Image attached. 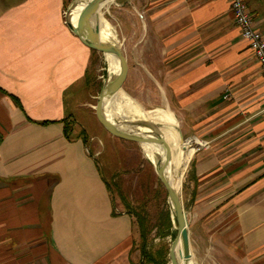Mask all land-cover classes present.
<instances>
[{"label":"crops","instance_id":"1","mask_svg":"<svg viewBox=\"0 0 264 264\" xmlns=\"http://www.w3.org/2000/svg\"><path fill=\"white\" fill-rule=\"evenodd\" d=\"M66 3L0 0V264H133L134 219L112 204L99 153L75 126L64 135L73 110L93 98V50L68 28ZM129 3L121 33L140 64L133 98L143 101L142 72L163 69L169 141L194 154L191 259L264 264V75L229 0ZM246 3L264 39V0ZM116 104L124 117L133 106Z\"/></svg>","mask_w":264,"mask_h":264},{"label":"rangeland","instance_id":"2","mask_svg":"<svg viewBox=\"0 0 264 264\" xmlns=\"http://www.w3.org/2000/svg\"><path fill=\"white\" fill-rule=\"evenodd\" d=\"M67 5L73 4L76 0H66ZM131 2V0H128ZM121 0H102L95 4L87 5L86 9L91 10L93 15L88 17L87 11L77 10L74 14L76 24H83L88 28L95 30L97 29L98 34L103 35L108 40H113L119 47L122 55L126 62V76L118 92H122L137 109L126 104L125 117L119 116L112 110V103L109 104L110 111L116 117V121L120 122V126L130 131L128 126L132 124H140L144 117H147L149 123L159 128L170 127V116H168V110L165 102V97L160 90V86H163V69L159 72H154V78L149 77L146 71L142 72L145 79H142L141 84V98L143 101L138 102L133 98V87L137 84L138 78H135L136 69L140 67V64L136 62V57L133 54V43L124 42L121 33V20L122 16L126 15V11H131L130 3L127 2L124 5V9L119 4ZM126 16H129L128 14ZM113 33V38L107 33ZM105 60L108 61L105 55L100 51L94 50L92 52V59L89 66L88 78H87V90L93 95L92 99H88L89 108L77 107L72 112V126H75L77 132H81L82 140L90 141L91 151L99 153L95 156L98 169L106 181L108 192L112 200L114 207L123 212L130 214L133 218L136 212H145L148 217L149 224L152 225L156 222L162 214L168 209L171 211L170 203L167 198L166 191L160 184L157 175L155 173L152 162L142 149L141 145L121 140L111 136L105 127L99 122L96 116H94V109L97 96L99 94L102 82L108 72ZM159 67L161 66L160 64ZM136 105V106H135ZM156 109V110H155ZM169 111V110H168ZM172 118L177 123L175 116L171 113ZM126 120L125 121H121ZM133 132L138 129H132ZM175 131L180 137V142L187 141L180 136L178 127L175 126ZM143 133V130H139ZM190 139V138H189ZM84 141V142H85ZM170 151V165L171 174L178 188V195L181 199L182 207L185 212L186 218H190L191 201L188 199V182L190 175V159L188 165L186 155L183 153L182 148L179 144H175L172 141L167 143ZM93 146V147H92ZM197 151V150H196ZM195 151V152H196ZM194 152V153H195ZM194 155V154H193ZM180 186V187H179ZM192 216V215H191ZM173 229L176 230V226L173 225ZM134 238L132 244V251L130 256L133 264L139 262V252L137 249L138 245V233L137 228L134 225L133 229ZM176 236V235H175ZM150 244L151 251L156 249L161 244L169 248L173 242L169 237L159 239L154 236V231L150 233ZM166 264H175L174 259L171 256V260L167 255ZM191 264H197L196 260L192 257Z\"/></svg>","mask_w":264,"mask_h":264},{"label":"water","instance_id":"3","mask_svg":"<svg viewBox=\"0 0 264 264\" xmlns=\"http://www.w3.org/2000/svg\"><path fill=\"white\" fill-rule=\"evenodd\" d=\"M77 1L78 0H76V2L69 7L65 14V22L68 28L73 34L83 40L90 49H92L93 51H100L103 55H111L114 59L119 62L120 66V70L116 75L111 76L110 73L107 72L97 97V103L95 106V116L111 136L139 145H150L159 148L163 152V156L157 157L155 163H153L152 165L154 167L155 173L160 184L166 191L167 198L171 207L172 218L174 219L176 225V236L169 248L168 256L171 260L173 248L175 244L179 242L182 259L181 263L191 264V255L188 240V224L186 215L183 210L178 192L172 188V185L170 184V181L168 180L166 175V169L170 161V151L168 149V146L165 143L164 138L160 134L159 129L152 123L137 125L133 124L134 122H130L132 124L129 125V123L126 122L125 119H121V121H125V123H128L127 127H129L130 131H126L120 128V122L116 120L109 121L106 118L104 112L105 103L111 100L114 96V93L116 94V92L120 90L121 85L126 76V62L121 50L113 40H101L98 35L97 29L92 30L86 25L78 23L76 25H72L69 22L71 10L77 3ZM101 1L102 0H89L86 5L93 3L97 4ZM132 129H138V131L133 132ZM139 130H143L145 132L140 133Z\"/></svg>","mask_w":264,"mask_h":264},{"label":"trees","instance_id":"4","mask_svg":"<svg viewBox=\"0 0 264 264\" xmlns=\"http://www.w3.org/2000/svg\"><path fill=\"white\" fill-rule=\"evenodd\" d=\"M71 132L72 122H67L64 126V135L67 139H71V137H69ZM192 156H190L187 160V165ZM133 219V224L137 228L138 233L137 249L140 256L138 264H166L165 258L168 255V247L161 244L156 249L151 251V248L149 247V237L150 233L154 231V236L159 239H163L165 237H169L171 241L174 239L176 230L173 229V225H176L174 219L172 218L171 211L167 209L165 213L156 219V222L152 225L149 224L148 217L143 211L136 212Z\"/></svg>","mask_w":264,"mask_h":264},{"label":"bare ground","instance_id":"5","mask_svg":"<svg viewBox=\"0 0 264 264\" xmlns=\"http://www.w3.org/2000/svg\"><path fill=\"white\" fill-rule=\"evenodd\" d=\"M88 1L89 0H78L77 3L74 5V7L71 10L70 16H69V22L72 25H76L74 14H75V12L78 9L83 8V10L87 11V16L88 17H92V15H93L92 11L90 9L89 10L86 9V7H87L86 4H87ZM98 35H99L101 40H108L103 35H100V34H98ZM105 56L108 59V61H107V70H108V72L110 73L111 76L116 75L117 72H118L119 62L116 59H114L111 55L105 54ZM119 97L127 98L122 92L119 91V92H116V94L114 93L113 98L105 103V107H104L105 111L104 112H105L106 118L109 121H115L116 120V117L110 111V107H109L110 103L115 104L114 105L115 111L119 115L124 117V113L121 112L120 106H118V104H116V100ZM146 123H149V120H148L147 117H144L142 122H140V124H146ZM120 128H122V127L120 126ZM159 132L162 135V137L164 138L165 143H167L169 141V139H170V136H169L167 130H165L163 128H159ZM195 144H196V141H193V142L185 145V148L188 147L190 149H193L196 146ZM141 147H142V149L145 150V152L149 156L152 164L155 163L157 157H162L163 156V152L159 148H156V147H153V146H150V145H146V144H142ZM166 175H167L168 180L170 181V184L172 185V188L178 192V188H177L176 183L174 182V179H173L172 174H171L170 161H169V164H168L167 169H166ZM171 256L174 259L175 264H182L181 263L182 259H181V251H180L179 242H177L175 244Z\"/></svg>","mask_w":264,"mask_h":264},{"label":"built area","instance_id":"6","mask_svg":"<svg viewBox=\"0 0 264 264\" xmlns=\"http://www.w3.org/2000/svg\"><path fill=\"white\" fill-rule=\"evenodd\" d=\"M229 7L234 25L248 44L253 58L264 75V39L255 29L254 20L247 8L246 0H229Z\"/></svg>","mask_w":264,"mask_h":264}]
</instances>
